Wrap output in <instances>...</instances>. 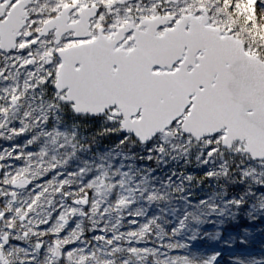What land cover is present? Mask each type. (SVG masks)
<instances>
[{
    "label": "snow or ice",
    "instance_id": "snow-or-ice-1",
    "mask_svg": "<svg viewBox=\"0 0 264 264\" xmlns=\"http://www.w3.org/2000/svg\"><path fill=\"white\" fill-rule=\"evenodd\" d=\"M0 264H264V0H0Z\"/></svg>",
    "mask_w": 264,
    "mask_h": 264
},
{
    "label": "rangeland",
    "instance_id": "rangeland-1",
    "mask_svg": "<svg viewBox=\"0 0 264 264\" xmlns=\"http://www.w3.org/2000/svg\"><path fill=\"white\" fill-rule=\"evenodd\" d=\"M93 129L81 130L80 141L83 145H85L84 151L78 152L77 158L73 159L70 162V167L68 170H74L78 167L84 166L85 163L95 170V166L100 163H111L113 167L119 165L120 163H130V161H124L122 156L119 154L120 150L118 148H114L112 141H104L99 138L96 139L95 142H90L92 138ZM87 137V138H85ZM111 152L112 155L108 156L106 160H101V157L107 156V154ZM137 164L142 163L137 160Z\"/></svg>",
    "mask_w": 264,
    "mask_h": 264
},
{
    "label": "trees",
    "instance_id": "trees-1",
    "mask_svg": "<svg viewBox=\"0 0 264 264\" xmlns=\"http://www.w3.org/2000/svg\"><path fill=\"white\" fill-rule=\"evenodd\" d=\"M92 136V135H91ZM98 139V138H97ZM100 140H104V141H112L113 143H115V140L114 139H101L99 138ZM96 141V140H95ZM92 138H91V141L90 142H95Z\"/></svg>",
    "mask_w": 264,
    "mask_h": 264
}]
</instances>
